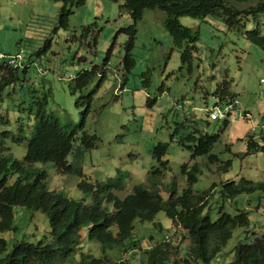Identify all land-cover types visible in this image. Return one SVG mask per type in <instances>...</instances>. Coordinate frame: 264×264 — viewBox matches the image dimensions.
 I'll return each mask as SVG.
<instances>
[{
  "label": "rangeland",
  "instance_id": "rangeland-1",
  "mask_svg": "<svg viewBox=\"0 0 264 264\" xmlns=\"http://www.w3.org/2000/svg\"><path fill=\"white\" fill-rule=\"evenodd\" d=\"M234 2L238 8H244L256 0ZM120 3L121 0H86L85 4L73 7L70 29L64 30L57 22L60 2L0 0V52L14 55L20 48L24 51L19 79L1 92L0 111L9 118V124H0V131L16 127V117L24 115L18 107L25 106L30 96L50 89L47 110L54 112L62 123L68 121V129L94 134L95 145L84 150L82 159H70L73 166L80 168L82 176L60 173L50 161L33 164L30 168L39 166L46 171L48 189H56L75 199L87 197L77 186L80 177L91 182L103 181L113 176L117 168L126 174L125 186L117 191L123 197L135 184L145 183L148 173L159 167L152 148L157 142H167L161 158L168 161L160 177L163 197L167 196L165 187L174 186L177 194L188 187L180 166L196 162L200 170L190 188L194 193L210 189L205 211L211 219H215L220 210L230 214L237 210L248 212V225L235 227L226 244L210 261V264H227L233 258L238 241H251L264 230L263 192H242L233 198H224L220 193L221 184L227 180L264 181V153L258 150L239 155L246 151L247 135L264 134V50L242 33L228 29L219 17L199 20L181 16V24L200 33L189 71L186 65H181L179 50L163 27V13L148 9L137 23L131 50L135 65L126 74L124 88L119 89L117 80L124 74L122 57L126 39L125 33L119 30L131 22L126 13L119 11ZM262 20L257 17L258 22ZM260 28L263 30L262 24ZM93 36H96L95 42ZM27 65L23 71V66ZM94 65L99 71L94 82H98L103 72L102 81L80 126L84 105L75 106L79 93L70 92L69 81L76 72ZM146 70L149 85L143 88L141 73ZM222 79L230 81V91L236 99L227 124H223L222 119H208L205 112L215 102L213 91ZM148 98L155 99L151 105L146 104ZM244 113L248 115L243 116ZM178 126L180 131L173 134ZM195 127L202 132L219 133L211 149L218 161L209 162L205 155L192 159L190 150L177 143L182 130ZM4 146L18 159L24 155V142L8 139ZM227 159H231V165L226 170L220 169ZM13 180L11 176L10 181ZM13 211L16 229L0 232L6 240L7 251L19 239L50 240V226L42 212L20 205L14 206ZM133 224L131 239L125 243L135 240L145 248L166 237L173 246L171 260L180 258L179 264H186L182 259L187 257L190 239L182 228L173 225L164 211H158L153 220L135 219ZM87 227L81 229V247L71 258L74 262L82 255L103 253L99 243L88 239ZM138 251L133 250L126 256H135ZM105 253L112 257L122 255L118 246L106 248ZM71 259L65 264H71ZM188 264L204 263L189 259Z\"/></svg>",
  "mask_w": 264,
  "mask_h": 264
},
{
  "label": "trees",
  "instance_id": "trees-1",
  "mask_svg": "<svg viewBox=\"0 0 264 264\" xmlns=\"http://www.w3.org/2000/svg\"><path fill=\"white\" fill-rule=\"evenodd\" d=\"M60 2L57 14L58 26L64 30L70 29L69 16L73 7L85 4L86 0H53ZM119 1V0H113ZM234 1L246 0H121L118 8L126 13L131 22L120 28L125 33L122 57L123 76L118 79V88H124L126 74L135 65L131 57V50L136 38L137 23L141 20L145 10L158 9L163 13V27L171 36L173 44L179 50L181 65L192 68L193 51L197 50L196 42L199 40V30L181 24V16L205 20L209 16L222 19L228 29L242 33L251 43L264 50V0H256L244 8H238ZM257 17L262 18L260 22ZM250 19L252 23H247ZM254 20V21H253ZM87 33V31H86ZM85 33H82L84 36ZM96 36H93V42ZM37 52V51H36ZM39 52V51H38ZM23 55L20 48L17 52ZM0 63V97L3 89L19 79V66ZM27 66H23V71ZM97 66L82 69L69 81V90L78 94L75 106L84 105L83 116L87 114L92 97L102 81V76L95 83L98 73ZM142 87L149 85V71L141 73ZM95 83V84H94ZM92 84V85H91ZM230 81L222 79L213 91L215 102L213 106L224 107L236 100L229 87ZM91 85V86H90ZM90 86V87H89ZM87 90L86 93H83ZM50 89L32 95L25 106H19L18 111L24 115L16 117L17 125L13 129L0 131V232L15 230L13 223L16 205L42 212L50 226V240L27 241L19 239L14 241L7 251L6 240L0 236V264H65L81 247V229L87 225V237L100 244L102 254L99 256L82 255L78 262L71 259V264H179L180 258L171 260L172 248L167 238L157 241L143 248L131 239L135 219L153 220L158 211H164L172 219L173 225L182 228L190 239V244L182 261L186 264L189 259L194 262L201 260L210 264L221 247L226 244L237 227H246L249 223L248 212L237 210L230 214L219 211L215 219H211L205 211L208 206L210 189L194 193L191 186L199 173L198 164L183 163L180 170L185 174L188 187L177 194L174 186L165 187L167 196L163 197L160 190L163 188L160 177L167 169V160L162 156L167 149V142H157L152 148V155L159 162V167L152 169L145 183L135 184L131 192L123 197L117 194L125 186L126 174L120 168L113 176L103 181H88L80 177L78 188L87 197L75 199L56 189L46 186L47 173L33 164L50 161L60 173L82 172L73 166L71 160L82 159L85 149L95 145L96 136L86 131L77 133L69 128V122L62 123L54 112L47 110ZM148 98L147 105L153 103ZM236 104L228 107L220 118L227 124V116L231 114ZM8 117L0 111V124H9ZM183 126V125H182ZM179 126L173 134L179 132ZM177 143L190 150V157L205 155L209 162L218 161L216 153L211 149L219 139V133L202 132L198 128L181 131ZM13 139L17 143H25V152L21 159L7 152L5 141ZM246 151L235 155L245 156L252 151L264 153V134L255 136L249 134L245 137ZM69 157V159H68ZM71 159V160H70ZM231 165V159L223 161L220 169L226 170ZM14 177L10 181V177ZM259 190L264 193V181H252L241 178L239 181L227 180L221 184L220 193L224 198H233L242 192ZM247 232V229H245ZM118 246L121 248L120 257H112L105 253L106 248ZM138 249L137 255L126 256ZM132 258V259H131ZM227 264H264V230L255 235L251 241L240 240L233 249V258Z\"/></svg>",
  "mask_w": 264,
  "mask_h": 264
},
{
  "label": "clouds",
  "instance_id": "clouds-1",
  "mask_svg": "<svg viewBox=\"0 0 264 264\" xmlns=\"http://www.w3.org/2000/svg\"><path fill=\"white\" fill-rule=\"evenodd\" d=\"M10 59H13V62H10ZM1 60L5 61L4 63L7 64V65H11V66H20L23 64V55H20L18 53L14 54V55H7V54H4L2 52H0V63L2 62ZM234 104H236V100H234L233 102L230 103V107L233 106ZM228 105V104H227ZM226 105V106H227ZM214 107V106H213ZM212 109V107L208 108L205 112H206V115H207V118L212 120L210 117H209V113H210V110ZM248 113H244L243 116H247Z\"/></svg>",
  "mask_w": 264,
  "mask_h": 264
},
{
  "label": "built area",
  "instance_id": "built-area-1",
  "mask_svg": "<svg viewBox=\"0 0 264 264\" xmlns=\"http://www.w3.org/2000/svg\"><path fill=\"white\" fill-rule=\"evenodd\" d=\"M10 62H13V59H10ZM228 107H230V106L229 105L225 106L224 110H222V108H220L219 106L212 107V109L210 110V113H209V117L211 119L222 117Z\"/></svg>",
  "mask_w": 264,
  "mask_h": 264
}]
</instances>
